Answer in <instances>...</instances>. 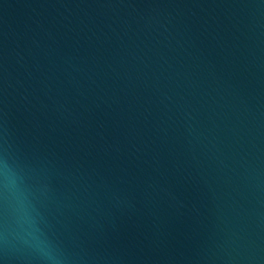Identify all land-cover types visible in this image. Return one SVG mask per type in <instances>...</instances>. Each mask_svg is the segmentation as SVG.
I'll return each mask as SVG.
<instances>
[{
    "label": "water",
    "instance_id": "obj_1",
    "mask_svg": "<svg viewBox=\"0 0 264 264\" xmlns=\"http://www.w3.org/2000/svg\"><path fill=\"white\" fill-rule=\"evenodd\" d=\"M0 264H264V0H0Z\"/></svg>",
    "mask_w": 264,
    "mask_h": 264
}]
</instances>
